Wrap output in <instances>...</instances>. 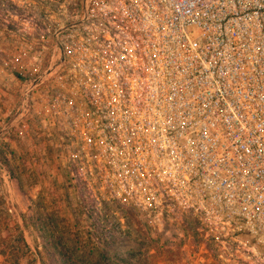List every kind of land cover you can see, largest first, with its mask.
Listing matches in <instances>:
<instances>
[{
    "label": "built area",
    "instance_id": "1",
    "mask_svg": "<svg viewBox=\"0 0 264 264\" xmlns=\"http://www.w3.org/2000/svg\"><path fill=\"white\" fill-rule=\"evenodd\" d=\"M74 5L4 127L44 114L75 179L241 230L264 264V0Z\"/></svg>",
    "mask_w": 264,
    "mask_h": 264
},
{
    "label": "rangeland",
    "instance_id": "2",
    "mask_svg": "<svg viewBox=\"0 0 264 264\" xmlns=\"http://www.w3.org/2000/svg\"><path fill=\"white\" fill-rule=\"evenodd\" d=\"M75 1L0 0V264H65L66 253L126 258L116 264H259L241 230L190 213L147 214L75 179L44 114L26 129L4 127L21 102V79L35 74L34 56H48L41 42Z\"/></svg>",
    "mask_w": 264,
    "mask_h": 264
},
{
    "label": "trees",
    "instance_id": "3",
    "mask_svg": "<svg viewBox=\"0 0 264 264\" xmlns=\"http://www.w3.org/2000/svg\"><path fill=\"white\" fill-rule=\"evenodd\" d=\"M101 257L97 260L93 259L92 255H85V254H76L75 257H73L72 255L66 253L63 259V262L65 264H81V263H85V264H116V261H125L126 258L122 257V256H111L107 253H100ZM64 256V254H62ZM129 257H135V254L133 252L129 253ZM42 264H45L44 262H42Z\"/></svg>",
    "mask_w": 264,
    "mask_h": 264
}]
</instances>
